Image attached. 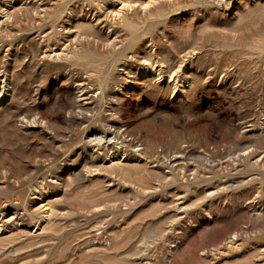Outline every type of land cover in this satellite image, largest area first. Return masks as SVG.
Segmentation results:
<instances>
[{"label":"rangeland","instance_id":"rangeland-1","mask_svg":"<svg viewBox=\"0 0 264 264\" xmlns=\"http://www.w3.org/2000/svg\"><path fill=\"white\" fill-rule=\"evenodd\" d=\"M5 73L0 264H264V0H0Z\"/></svg>","mask_w":264,"mask_h":264},{"label":"bare ground","instance_id":"bare-ground-1","mask_svg":"<svg viewBox=\"0 0 264 264\" xmlns=\"http://www.w3.org/2000/svg\"><path fill=\"white\" fill-rule=\"evenodd\" d=\"M148 65H150V67H153V64L150 62ZM160 69H159V75H161V79L163 78L164 75L168 74V68L169 66L166 64L165 61L160 60V62L158 63ZM183 64L180 65L179 69H182ZM150 69V68H149ZM177 72L173 73V76L171 75V81L169 83H174L175 87H174V92H173V96L172 98H175V96L177 95V93H179L180 91L185 93L187 90L188 86V80L186 78L181 79V83L179 80H176V75ZM1 76V74H0ZM190 77V76H189ZM8 74L5 73L4 75V79L2 81L3 86L1 87V91H0V105L3 104V101H7L8 99L12 98L13 94H14V86L12 85V81L11 79H8ZM187 80V81H186ZM186 81V82H185ZM90 84H87L85 82H78L76 84V88L78 90V92H80L81 95V99L80 101L83 103L79 104V111L77 112H73V114H77L78 117L80 116H84L86 113H92L94 114V110H90V106L87 107V104H92L94 101V96H93V92L89 90V86ZM47 121L42 119V117H33V118H28L26 116H21L19 118V123L22 124L23 126H34V124L36 125H45ZM114 123L109 124L107 127V130L104 132V134L102 136H100L97 140V147H99L100 150L105 151V153L112 152L114 151V148H118V149H131L134 147L135 142H138V147H144V151H146V145L144 146V144L140 141L135 140L134 138V134L130 132V130L127 128V126H125L124 124L121 125H117L116 121H112ZM117 149V150H118ZM113 153V152H112ZM115 156L112 157H108L109 161L113 160ZM113 158V159H112ZM172 164V163H170ZM4 210V208H1L0 206V213H2ZM2 215H6L5 213H3ZM8 215H6L4 218L0 219V231L3 232L5 229V227L7 228L9 224H11L13 222V218H8ZM236 236L233 237V240H238V235L235 234Z\"/></svg>","mask_w":264,"mask_h":264},{"label":"built area","instance_id":"built-area-1","mask_svg":"<svg viewBox=\"0 0 264 264\" xmlns=\"http://www.w3.org/2000/svg\"><path fill=\"white\" fill-rule=\"evenodd\" d=\"M136 147V148H135ZM134 148L136 149L135 151H139V152H141V151H144V147H138V142H135V144H134ZM132 149V148H131ZM123 150V149H122Z\"/></svg>","mask_w":264,"mask_h":264}]
</instances>
